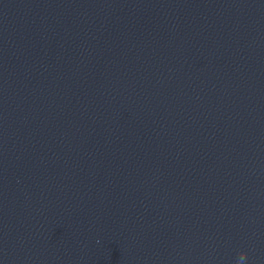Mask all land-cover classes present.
<instances>
[{
    "label": "clouds",
    "instance_id": "1",
    "mask_svg": "<svg viewBox=\"0 0 264 264\" xmlns=\"http://www.w3.org/2000/svg\"><path fill=\"white\" fill-rule=\"evenodd\" d=\"M245 258H247V253L242 254V255L239 257V260H243V259H245ZM238 264H239V261H238Z\"/></svg>",
    "mask_w": 264,
    "mask_h": 264
}]
</instances>
